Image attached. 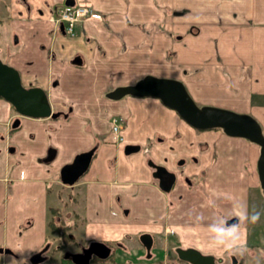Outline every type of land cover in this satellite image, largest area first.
Here are the masks:
<instances>
[{
    "label": "rangeland",
    "instance_id": "374dc122",
    "mask_svg": "<svg viewBox=\"0 0 264 264\" xmlns=\"http://www.w3.org/2000/svg\"><path fill=\"white\" fill-rule=\"evenodd\" d=\"M58 1L0 0V59L19 71L21 83L24 86H34L36 83L51 85V92H53L51 98L57 96L59 100L54 102L50 99V95L47 94L50 88H46L48 101L53 104L51 107L67 113L66 116L62 115L56 120L52 118L31 120L21 117V126L14 136L24 134L27 126H35L38 123L42 131L37 128L34 130L36 137L29 140L23 138L24 141L20 145L17 144L18 138L11 140L15 142L17 149V152L12 155L13 162L17 161V164L21 165L18 155L22 148L27 154L41 155L43 158H38V165L54 170L55 174H59V170L65 164L72 162L78 153L94 146H98V149L102 148L106 136L113 139L115 136L112 128L115 118H119L123 126H126L128 121L123 115L117 114L118 109L125 111L128 106L130 110L137 111V113L147 114L148 112L152 123L158 125L156 118L153 117V114L157 116L155 105L148 101L159 102V100L144 97V99L139 98V101L143 99L139 102L128 95L120 99H111L106 97L108 91L118 85L132 84L146 74L169 77L175 74V69L180 70L175 68L172 51V44L176 41L178 34L170 30L167 11L165 22L160 20L161 11L158 0H89L102 13L100 34L97 37L87 34L89 39L78 35L89 33L92 30V26L88 23H76L75 33L72 35H62L52 26V12L54 4ZM131 12L134 14L132 15ZM14 35L18 39L16 43L13 42ZM22 73H24L23 77ZM188 74L190 71L186 76ZM205 92L207 94L204 93L203 96H208V102H212L205 103L206 105L225 108L222 103L213 101L211 92L206 90ZM0 102L5 105L4 100ZM195 102L199 106L205 105L201 101L196 100ZM7 106L13 115L12 119L16 112L11 105L7 104ZM121 106H125V109ZM160 110H162L161 107ZM231 110L240 112L237 109ZM171 113L174 112L171 111ZM162 119L159 125L163 127L168 122ZM10 127L9 123H1L0 133L2 129L12 133ZM213 131L225 133L222 128ZM134 132L139 134L137 130ZM155 133L161 136V131ZM181 133L182 131L179 130L176 135H181ZM121 134L125 140L124 131H121ZM8 143L0 141V176L6 173L4 168L7 161L10 162L7 154ZM49 146L57 149V154L53 158H50L47 152ZM235 150L242 153V150L237 147ZM139 156L141 154L136 153L132 156L133 158L120 160L117 163V166L122 169L125 165L128 169L131 167L132 171L131 175H123L118 178L115 185L113 184V189L119 188L121 201L111 199L112 191L109 183L102 181L107 176L106 167H104V172L99 174L102 184L98 187L102 190V195L98 198L96 205L99 209L96 213L98 220L89 223L84 216L85 203L81 189L79 190V187H82L80 184H62L60 177L55 182L47 180L46 186L49 188L47 199L43 201L39 198L33 204L30 196L37 195L39 185L38 183H35L33 187L31 185L27 190L28 194L25 195L29 197L23 199L28 200L29 209L26 216L32 215L35 223L33 226L20 228L26 233L25 236L20 232L18 234V237H23L22 246L31 243L38 244L41 241L44 242L42 245L49 243L50 249L45 254L47 261L44 264H61L60 257L64 248L65 252L74 250L78 246L87 244L92 237L93 241H103L112 246L114 248L113 258H115L119 251L124 250L120 247L123 246L122 244L130 246L132 250L144 247L140 237L145 233H150L155 238L151 250L153 256L147 257L146 249L142 247L141 262L178 264L176 248L190 245L182 244L184 240L180 241L177 231L175 234L168 232L170 229L165 232L172 222L167 215V210L174 208L172 203L167 209V199L159 200L158 196L149 193L146 186H144L145 193L142 190L140 192V188L136 186V182L141 179V169L144 167L134 162V159L137 160ZM101 159L99 163L105 166L104 160ZM28 168L30 171L35 170L32 166ZM91 170L90 168L88 173ZM86 173L77 183L88 177ZM202 178L203 176L200 180ZM123 180H130L133 184L125 183ZM192 191L188 193L189 196L186 199H183L180 215L187 218L192 217V220L197 222H205L204 210L211 209L210 200L213 198L207 195L206 190ZM251 193L250 213L253 209L259 212L260 220L264 223V189L262 187L252 188ZM83 197L86 198L84 195ZM124 207L130 209L128 215L124 214ZM5 211L7 207L0 203V212ZM180 215L175 219L178 220ZM2 218H4L5 227L0 230V233L3 234V242H7L11 240L9 234L11 229L6 223L11 218L0 216V219ZM20 218L18 213H15L12 219ZM85 225L88 228L86 234H84ZM200 236H197L198 239H206V234L203 233ZM60 245L61 247H58ZM198 249L202 253L213 254L200 247ZM241 249L245 248L237 246L222 253H215L214 256L219 261H225L224 264L235 263L234 259L230 260L229 253L234 254L235 259L238 260L236 264L264 263V247L258 246L250 251L249 248L245 251ZM25 250L29 249L25 248ZM132 258L138 260L136 255H132Z\"/></svg>",
    "mask_w": 264,
    "mask_h": 264
},
{
    "label": "crops",
    "instance_id": "0c3cea01",
    "mask_svg": "<svg viewBox=\"0 0 264 264\" xmlns=\"http://www.w3.org/2000/svg\"><path fill=\"white\" fill-rule=\"evenodd\" d=\"M64 1L59 0L56 2L53 11L55 12L56 8L62 5ZM84 1L94 10L101 13L89 0ZM158 1L161 11L160 20L165 22L167 11L169 13L170 30L178 34L176 41L172 44V51L175 68L177 67L180 70L175 69V74L169 77L180 79L187 87L194 101H201L204 104L212 103L208 102V96H203L206 90L211 92L213 101L222 103L225 108L250 113L260 122L264 133V0ZM131 13L132 15L134 14L133 12ZM51 24L60 34L65 35L53 21ZM88 24L92 26V30L89 33L85 32L82 33L83 35H78L86 39H89L87 34L97 37L100 34L102 22L95 21ZM17 41L18 39L14 40L15 43ZM189 71L190 74L186 76ZM23 75L24 73H22V77ZM36 85L42 86L45 91H47L46 88H50L47 92L48 96L50 95L49 98L53 99L54 102L59 101L57 96L51 98L53 95L51 85L45 86V84L39 83H36ZM215 95L217 96L215 97ZM139 98L144 99V97L132 96V99H137V101L140 100ZM150 98L158 100L154 97ZM0 100L4 99L0 98ZM4 102L5 105L0 102L1 123H7L13 116L9 112V106H7L9 103L6 100ZM148 102H153L155 105L154 109L157 111V116L153 114V117L156 118L158 125L152 123L150 113H137V111L130 110L128 106H126L127 109H125V106H121L125 111L118 109L117 114L123 115L128 121L126 126L123 127V131L126 134L125 140L122 143H118L114 138L106 136L103 147L99 148L92 161L91 172L86 173L88 177L84 181L73 184L82 186L81 188L79 187V190L81 189L85 203L84 216L87 222L98 220L96 213L99 209L96 205L98 198L102 195V190L98 187L102 184V181L109 183L112 191L111 199L121 201L119 188L113 189V184L115 185L118 182V178L123 175H131L132 171L131 167L128 169L125 165L122 169V167L117 166V163L120 160L133 158L132 156L139 153L141 156L137 160L134 159V162H138L144 167L141 169V179L136 182V186L140 188V192L141 190L144 191V186H146L149 193L158 196L159 200L167 199V209L170 203L174 207L167 210V215L172 219V222L170 223V228L165 229V232L170 229L168 232L175 234L177 231L180 241L184 240L182 242L183 245L196 244L198 247L213 254L226 251V248L209 246L206 225L212 221L218 223L220 217L227 219L235 216L237 209H246L250 213L251 190L252 188L262 187L257 165L260 146L243 137H234L226 133L213 131L216 129L198 130L183 120L175 110L169 109L160 101L161 104L157 101ZM50 104L51 106L53 105L51 102ZM160 107L162 110H160ZM171 111L175 114L171 113ZM26 118L31 120L48 119V117ZM162 118L168 122L163 127L159 125L163 120ZM183 123L186 125H182ZM39 125L38 123L35 126H27L24 134L16 135L15 138H18L17 144L20 145L26 139H34L36 137L34 130L39 128L42 131ZM136 130L139 134L134 132ZM179 130L182 131L181 135H176ZM157 131H161L160 139L155 136ZM128 144L140 145V149L126 152V145ZM52 147L55 148L54 146H49L47 152ZM235 147L242 150V153L236 151ZM35 154H27L21 148L18 155L21 165L12 169L13 166L10 161L6 165V173L3 174L5 178L10 179L13 177L15 179L14 184L7 185L5 179H0V198L7 201L4 202L6 203L7 211L1 212L0 215L11 218L6 223L11 229V233H9L11 240L3 242V234L0 233V244L11 245L18 254H27L28 252L32 254L44 244L41 241L38 244L31 243L23 247V237H18L19 232L21 235L24 234V236L26 234L25 231L20 229V226L21 228L24 226V221L27 217L33 219L30 226L35 223L32 215L26 216L29 206L28 200L23 198L29 197L25 196L28 194V188L31 185L32 187L36 185L35 183L39 185L37 195L30 196L33 204L39 198L43 201L47 199V190L49 189L46 186L47 180L52 182L59 180V174H55L54 170L38 165V158L43 157ZM148 157H152L178 173V179L171 192H165L160 189L152 178L151 170L146 162ZM100 158L104 160L105 166L99 163ZM181 159H184L185 162ZM129 161L131 162V160ZM183 162L184 165L181 166ZM94 163L96 164L93 166ZM28 166H32L35 170L32 171L31 169L30 171ZM104 167H106L107 176L102 180L99 178V174L104 172ZM21 173H24V177H21ZM186 176L195 183L193 187L190 186V181L185 179ZM202 176L203 178L200 180ZM123 181L133 184L130 180ZM124 182L122 183L124 184ZM192 190L198 192L206 190L207 195L213 198L210 200L211 209L207 208L204 210L205 222H197L192 220V217L187 218L180 215L183 199H186L189 196L188 193ZM15 213H18L21 218L18 220L12 219ZM129 213L130 209L125 208L124 214L128 215ZM178 215H180L179 219L176 220L175 218ZM0 222L3 223L0 226L1 230L5 227L4 218L0 219ZM30 226L28 225V227ZM86 233H88L87 225H85L84 234ZM203 233L206 234V239L204 241L197 240L196 237L202 236ZM154 240L155 238L153 237V245ZM122 245L120 247L124 250L119 251L117 257L113 260L108 263L100 261L96 264H150L141 262V259H143L141 248L143 246L140 249L134 248L132 250L128 245ZM246 245L250 246L249 249L251 248V250H255V247L258 246L264 247V223L260 219L254 224L241 222L240 241L237 246L246 248ZM25 248L29 250H25ZM18 250L21 251L18 252ZM132 255L138 256V260H133ZM152 256V253L151 256H148L147 252V257ZM4 257L5 255L0 257L2 264L7 262ZM30 263L44 264V260L38 263L30 261Z\"/></svg>",
    "mask_w": 264,
    "mask_h": 264
},
{
    "label": "water",
    "instance_id": "95a60500",
    "mask_svg": "<svg viewBox=\"0 0 264 264\" xmlns=\"http://www.w3.org/2000/svg\"><path fill=\"white\" fill-rule=\"evenodd\" d=\"M67 5L72 0H65ZM17 37H14L16 41ZM125 95L135 97H154L164 106L175 110L188 124L198 130L222 128L223 131L234 137H243L260 146L258 158V172L262 187L264 188V133L260 122L250 113L236 112L231 109L213 105H198L189 94L184 83L173 77L155 76L146 74L132 84L118 85L108 91L106 96L111 99H119ZM0 97L9 102L23 116L34 118L57 117L59 112H53L45 90L37 85L26 87L21 83L20 73L13 66L0 59ZM20 124L16 121L15 126ZM140 145H126V152L137 151ZM51 150V149H50ZM96 148H91L78 153L72 162L65 164L60 170L61 181L73 185L88 170ZM50 158L56 154V149L50 151ZM149 164L156 168L153 175L159 179L160 188L168 192L176 181V173L166 166L149 160ZM233 218L230 224L235 223ZM148 256H151L153 236L145 233L140 237ZM177 253L180 259L191 264H215V257L204 254L200 250L190 247H178ZM112 254V247L103 241H92L82 252L65 254L66 258H72L75 264H90L95 255L100 259H107ZM45 260V257L37 255L32 259L34 263Z\"/></svg>",
    "mask_w": 264,
    "mask_h": 264
},
{
    "label": "flooded vegetation",
    "instance_id": "af4514ba",
    "mask_svg": "<svg viewBox=\"0 0 264 264\" xmlns=\"http://www.w3.org/2000/svg\"><path fill=\"white\" fill-rule=\"evenodd\" d=\"M62 31V30H61ZM15 36V35H14ZM13 42H14V37H13ZM37 86H39V85H37ZM26 87H29V86H26ZM107 97V96H106ZM1 98V97H0ZM9 103V102H8ZM9 105H11L10 103H9ZM12 107H13V109H14V111L16 112L15 113V115H14V117L10 120V121H8L7 123H9V125L11 126L10 127V129H11V131H12V133L10 132V131H5V129H2V131H3V133H2V131H1V133H0V141H6V142H9L8 143V148H7V154L9 155V159H10V161L12 162V169H15V168H17L18 167V164H17V161H14L13 162V158H12V155H14L16 152H17V149H16V144H15V142H12L11 140L13 139V138H15V133H17L16 131H17V129L21 126V123H22V119H21V117H28V116H23V115H21L16 109H15V107L13 106V105H11ZM53 108V107H52ZM72 110V109H71ZM53 112H59V116H57V117H48V118H52V119H58L60 116H66V114L67 113H65L64 111H61V110H59V109H54L53 108ZM68 116V115H67ZM20 120V124L19 125H17V126H15V124H16V121L17 120ZM0 124H1V122H0ZM124 126H123V124H122V128H123ZM5 132V133H4ZM14 136V137H13ZM157 138H161V137H159V135H155ZM93 148V147H92ZM94 148H96V150H95V153H94V155H93V158H92V160H91V164H92V161L94 160V158H95V156H96V154H97V152H98V146H94ZM51 150L53 149V147L52 148H50ZM49 149V153H50V150ZM89 150V149H88ZM86 151V150H85ZM49 156H50V154H49ZM149 160H153L154 162H156V163H158V164H162V163H159L158 161H156V160H154L152 157H148L147 158V165H148V167L150 168V170H151V175H152V178L154 179V181L158 184V187L160 188V186H159V179L157 178V177H155L154 175H153V172L156 170V168H154L153 166H151L150 164H149ZM182 161H184L185 162V160L184 159H181ZM184 162L182 163V165L181 166H183L184 165ZM7 163H8V161H7ZM91 164H90V166H91ZM7 165V164H6ZM162 165H164V164H162ZM90 166H89V168H90ZM164 166H166V165H164ZM167 167V166H166ZM89 168H88V170H89ZM169 170H171V171H174L175 173H176V181H177V179H178V173L175 171V170H172V169H170L169 167H167ZM5 170H6V167L4 168ZM88 170L86 171V172H88ZM85 172V173H86ZM84 173V174H85ZM83 174V175H84ZM82 175V176H83ZM81 176V177H82ZM1 178L0 179H5V181H6V183H7V185H9V184H14V182H15V179H13V177L12 178H5L4 176L2 177V176H0ZM21 177H24V173H21ZM59 177H60V173H59ZM80 177V178H81ZM185 179L188 181H190L189 182V184H190V186L191 187H193L194 186V182L188 177V176H186L185 177ZM14 180V181H13ZM60 180H61V177H60ZM176 181H175V183H174V185H173V187H172V189L174 188V186H175V184H176ZM62 184H65V183H63L62 181H60ZM75 184V183H74ZM65 185H69V184H65ZM161 189V188H160ZM172 189L170 190V191H168V192H171L172 191ZM13 200V199H12ZM14 201V200H13ZM4 202H7L6 200H4V199H0V203L2 204V205H6V203H4ZM0 214H1V212H0ZM14 215V214H13ZM1 216V215H0ZM234 218V216L233 217H229V218H227V220H228V222L231 220V219H233ZM32 221H33V219L31 218V217H27L26 219H25V221H24V224L28 227V225L30 226L31 225V223H32ZM230 224V223H229ZM3 225V223L2 222H0V226H2ZM23 227H25V226H23ZM205 227V226H204ZM20 228H21V226H20ZM200 236V235H199ZM201 237V236H200ZM196 239L197 240H199V241H204V240H201V239H198V237H196ZM93 240H88V243L87 244H85V245H81V246H78L76 249H71V250H68V251H66L65 252V248H64V252L62 251L61 253V261H60V263L61 264H75L74 262H73V260H72V258H66L65 257V254L67 253V252H71V253H79V252H82L83 251V249L84 248H86V247H88L89 246V244H90V242H92ZM189 246V245H188ZM58 247H61V245L60 246H58ZM112 247V246H111ZM180 247V246H179ZM181 247H183V246H181ZM190 247H193V248H196V249H198L199 247L195 244V245H190L189 247H183V248H190ZM250 246H247L246 245V250H248V248H249ZM113 248V247H112ZM178 248V247H177ZM177 248H176V252H177ZM49 249H50V244L49 243H47V244H45V245H42L40 248H38L36 251H34L32 254H31V260L30 261H32V259H37V255L40 253V255H42V256H45L46 257V260H47V255H45L46 254V252L47 251H49ZM198 250H200V249H198ZM251 250V248L249 249V251ZM112 252H114V248L112 249ZM14 254H18V253H16V251L14 250V248L11 246V245H9V244H0V256H2V255H5V256H7V255H14ZM205 254V253H204ZM177 255H178V253H177ZM211 255H214V254H211ZM215 257V256H214ZM229 257H230V260L232 261V259H234L235 260V263L234 264H236L237 263V261L238 260H236L235 259V256H234V254H232V253H229ZM95 258H97V256H93L92 257V259H91V261H90V264L91 263H94V264H96V263H98V262H94V260H95ZM178 259H180L179 258V256H178ZM46 260H44V262L46 261ZM65 260H67L66 262H65ZM182 260V259H181ZM184 261V260H183ZM219 261V259L218 258H216L215 257V264H217V262ZM33 262V261H32ZM224 262L225 261H219V264H224ZM0 264H2V262H0ZM191 264V263H190ZM259 264H264V263H259Z\"/></svg>",
    "mask_w": 264,
    "mask_h": 264
},
{
    "label": "clouds",
    "instance_id": "9594fccd",
    "mask_svg": "<svg viewBox=\"0 0 264 264\" xmlns=\"http://www.w3.org/2000/svg\"><path fill=\"white\" fill-rule=\"evenodd\" d=\"M234 219L235 223L229 224L228 220L224 217L219 218V222H209L206 225L208 233V244L213 248H226L232 249L237 247L240 241V227L241 222L256 223L260 219V213L252 210L249 213L246 209H237ZM245 251L246 249H241ZM7 264H30L31 253L27 254H14L5 256Z\"/></svg>",
    "mask_w": 264,
    "mask_h": 264
},
{
    "label": "built area",
    "instance_id": "2783aa9c",
    "mask_svg": "<svg viewBox=\"0 0 264 264\" xmlns=\"http://www.w3.org/2000/svg\"><path fill=\"white\" fill-rule=\"evenodd\" d=\"M73 3L67 5L63 3L56 8L52 15V21L56 26H61L66 35L75 33L76 23H93L101 21V13L94 10L84 0H72ZM112 131L115 139L123 141L124 137L121 134L122 123L119 118H115Z\"/></svg>",
    "mask_w": 264,
    "mask_h": 264
},
{
    "label": "trees",
    "instance_id": "16d2710c",
    "mask_svg": "<svg viewBox=\"0 0 264 264\" xmlns=\"http://www.w3.org/2000/svg\"><path fill=\"white\" fill-rule=\"evenodd\" d=\"M214 129H221V128H214ZM113 254L114 252H112V254L107 258V259H100V258H95L94 262H100V261H108V260H113ZM67 260H65L66 262ZM179 263L178 264H190L189 262L187 261H183L181 259H178ZM91 264H94V263H91Z\"/></svg>",
    "mask_w": 264,
    "mask_h": 264
}]
</instances>
